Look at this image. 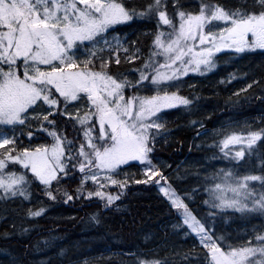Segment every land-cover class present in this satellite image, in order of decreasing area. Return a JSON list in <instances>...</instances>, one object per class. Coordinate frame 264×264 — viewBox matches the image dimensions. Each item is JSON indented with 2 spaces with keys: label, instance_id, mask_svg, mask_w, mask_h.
<instances>
[{
  "label": "snow or ice",
  "instance_id": "1",
  "mask_svg": "<svg viewBox=\"0 0 264 264\" xmlns=\"http://www.w3.org/2000/svg\"><path fill=\"white\" fill-rule=\"evenodd\" d=\"M133 20L153 27L131 40L114 32ZM256 49L264 50V0H0V213L19 199L29 204L24 217L44 214L43 201L32 206L37 183L52 202L98 198L105 208L130 185H154L179 217L166 227L197 240L181 253L184 264L189 256L195 264H264V224L253 225L244 240L216 227L218 212L227 209L264 216V150L258 145L264 120L260 127L229 121L213 129L209 146L228 165L205 173L189 193L178 191L180 174L170 176L157 155L171 131L163 110L192 112L199 98L181 94V79L216 69L222 50ZM233 78L230 73L221 82ZM257 83L259 77L249 80L226 103L250 99L242 94ZM189 123L200 127L197 138L206 131L199 119ZM41 134L51 142L33 144ZM195 192L216 211L198 215L190 207ZM10 227L14 231L0 237L24 236L34 226L16 231L13 220ZM168 244L175 247L162 242L154 255L141 250L130 264H170L168 254L159 255ZM9 255L7 264H23Z\"/></svg>",
  "mask_w": 264,
  "mask_h": 264
},
{
  "label": "trees",
  "instance_id": "2",
  "mask_svg": "<svg viewBox=\"0 0 264 264\" xmlns=\"http://www.w3.org/2000/svg\"><path fill=\"white\" fill-rule=\"evenodd\" d=\"M134 28L135 26L126 24L116 27L115 31H123L131 35ZM146 43L147 41H145ZM238 61L239 70L234 81H226L221 86L217 85L219 78L227 76V70H231V67L222 66L218 69L216 75L210 76L199 83L195 82L196 88L194 86L191 89H187V96L190 99L194 93L199 94V98L194 103L200 104L199 106L203 107L200 113L204 112L203 114L206 115L205 110L209 109L208 111H211L212 109L221 115H224L225 112L236 113L240 111H247L248 114H252L256 106H264V97H255V88L258 85L264 84V52L242 55ZM245 74L247 78H245ZM258 77L260 78V83L253 85L251 89L242 94L247 95L250 99L242 100L239 104L226 103L227 97L235 93L238 88H242L249 80H255ZM189 119V116H183L168 121L167 127L171 131L169 135L161 139L157 150L159 160L169 166L167 173L172 177H175L177 173L180 174L181 178L174 180V185L178 191L184 193L187 190H191L190 192H192L193 188L203 183L202 177L194 174V170L191 168H179L182 165L180 162L186 158L184 154L186 144L183 143L181 148V141L186 137L190 138L196 133L193 127H191ZM205 122L209 123L208 120H205ZM67 131L70 136L73 135L70 126ZM48 140L50 139L41 134L39 139H32L31 142L35 144ZM192 144V151L187 157L193 158L200 155L205 157L207 155V150H198L196 136L193 138ZM210 152L217 153L215 150H211ZM215 158L216 160L221 159L218 154ZM227 165L228 161H225L223 167ZM129 170L122 169V171ZM66 183L69 189H71L76 181ZM108 190L112 192L117 191L115 187ZM33 196L32 206H39L38 201H43L44 204L48 205L45 213L40 217H24V210L29 207V204H21L19 199L7 202L4 207H7L9 211L7 213H0L8 217L7 219H0V233L5 230L13 232L14 229L10 227L13 220H15L17 226L16 231L24 226H34L24 236L14 234L8 238L0 237V253L6 254L8 260L10 259L9 253H14L23 261V264H42V261L43 264H67L69 263V253L72 251V241L75 239L77 240L76 243L81 242L82 246L92 245L94 247L102 244L116 252L118 257L125 254V256L129 255L127 259L135 260L136 256L141 254V250H144L147 256L151 257L154 255L151 251L152 248L162 242L167 243L171 238V229L166 226H170L171 223L179 220L175 210L169 207L168 202L163 198L162 194L154 190L153 185H130L123 195L120 196L119 200L107 208L104 207V203L98 198H81L70 202H65L62 198H58L56 202H52L43 196L42 191L39 190L38 183L34 185ZM204 198L205 196L202 192H195L191 197L194 203H190V207L197 210L198 215H202L206 211H214L203 205L202 201ZM12 208H19V214L12 213ZM92 213H97L95 220L91 219ZM257 217L259 216L256 214H252L251 216H242L235 213L230 215L218 214L217 223L222 222V225H225L229 223L226 221L231 220L238 222L255 221L254 218ZM147 233H152V237L146 241L144 237ZM143 239L145 243H143ZM25 245H27V248ZM5 247H7L8 251H2ZM169 248H171L170 244L166 247H161L159 255L168 253ZM61 249L64 250L63 255L60 254ZM187 259L189 264H195L194 256H189ZM170 264H184V261L182 258L179 260L174 259L173 261L170 260Z\"/></svg>",
  "mask_w": 264,
  "mask_h": 264
},
{
  "label": "rangeland",
  "instance_id": "3",
  "mask_svg": "<svg viewBox=\"0 0 264 264\" xmlns=\"http://www.w3.org/2000/svg\"><path fill=\"white\" fill-rule=\"evenodd\" d=\"M148 23L149 25L147 26ZM126 24L135 26L133 33L131 32V35L130 33L129 34L127 33L128 34L127 40L134 39L138 32H142L143 30H145L144 27L145 28L149 27V29L153 27V23L147 20H133L131 22H127ZM116 27L118 26H114V32L119 33L123 37L126 32L115 31ZM249 51L245 53L236 54L232 50H222L221 53L217 54V68L216 69L212 70L209 73H204V74L188 73L185 77L181 79V82H180L181 94L188 95L186 92L187 89H191L192 86H195V88L197 87V85L194 84L195 82L199 83L200 81L205 80L206 78H209L210 76L216 75L218 72V69L222 66H226L229 68L231 67L230 68L231 70H227V76H225L224 78H227L228 75L231 73L234 75L233 76L234 78L231 80L226 79V81H234V79L237 77L236 72H238L239 70L238 59L241 55L249 53ZM235 65L236 67H232ZM217 84L218 86L222 85L221 79L217 81ZM255 92H256L255 97H264V84H261L260 86L256 87ZM199 105L194 103L193 104L194 110L192 112H187L185 109L180 108V107L163 110V111H164V117L167 121L175 120L183 116H189L190 119L188 121L193 120V119H199L203 129H206V131H204L203 134L197 138V146H198V150H207L208 151L207 155L205 157L201 155L198 157H193V158L187 157L191 153V147H193V144H192L193 138L196 136V133L201 130L199 126H195L191 124V127H193L196 133L192 135L190 138L186 137L183 141H181V148H182L183 143L186 144V151L184 153L186 155V158L181 162L182 165H180L181 163L179 164L180 168H191L192 170H194V174H196L197 176L203 177L205 173H209V172L214 171L215 169L222 168L225 164V161H228L218 152V149L209 146V138H215L213 135V129H217V130L224 129L227 126L229 121L239 126L252 125L253 127H260L262 126L261 121L264 120V113H263L264 107L256 106L254 108L255 111L252 112V114H248L247 111L246 112L240 111L236 113L225 112L224 115H221L218 112L211 110L213 111L212 113L211 111H208L209 110L208 109V110H205L206 115H204L203 114L204 112L200 113L203 107ZM205 120H208L209 123H206ZM50 142L51 141L48 140L42 143H50ZM258 145H259L260 150H264V143L258 142ZM211 150H215L217 153L210 152ZM217 154L221 157V159L216 160L215 157L217 156ZM198 172H199V175L197 174ZM154 190L160 193L156 187H154ZM190 191L191 190H187L185 193H189ZM232 213L241 215V213L233 209H227V210H223L222 212H218V214H226V215H230ZM254 214L259 216L257 218H254L255 221L249 220V221L238 222L236 220H231V221H226L229 223L225 225H222V222H219L216 225L217 230L229 233L232 236H235L238 240L247 239V235L252 234L251 230H252L253 225L264 224V216H261L259 213H254ZM251 215L252 214H250L249 216ZM186 230L187 229L185 228V231ZM170 239L168 240V242L171 241V242H174L175 244V247H173L172 244H170L171 248H169V252L166 253L169 255V258L171 261H173L174 259L176 260L181 259L182 258L181 253L186 252L187 248L190 247L191 249L192 245L197 244V240L194 237V234H189L188 237L180 236L178 238L171 233ZM71 249L72 251L71 253H69V263L67 264H130V262L135 261L134 259H127L129 255L118 257L116 255L117 254L116 252L112 251L111 249H109L108 247H105L102 244H98L97 246L92 247V245L82 246L81 242L73 243L72 241ZM6 260L7 258L5 256L3 257V259L0 258V262H4V264H6L5 263Z\"/></svg>",
  "mask_w": 264,
  "mask_h": 264
},
{
  "label": "bare ground",
  "instance_id": "4",
  "mask_svg": "<svg viewBox=\"0 0 264 264\" xmlns=\"http://www.w3.org/2000/svg\"><path fill=\"white\" fill-rule=\"evenodd\" d=\"M126 25V24H125ZM144 25V24H143ZM147 26H148V24H147ZM141 29V28H140ZM144 29H146L145 27H144ZM259 57V56H258ZM258 59V58H257ZM256 59V60H257ZM259 61V60H258ZM236 66V65H235ZM255 66V65H254ZM233 71V70H232ZM255 71V70H254ZM258 71V70H257ZM237 73V72H236ZM249 73H251V72H249ZM221 76V75H220ZM234 76V75H233ZM220 79V78H219ZM242 83V82H241ZM193 85V84H192ZM203 85V84H202ZM218 85V84H217ZM256 85H258V84H256ZM204 88V87H203ZM198 89V88H197ZM201 89V88H200ZM205 89V88H204ZM256 89V88H255ZM257 91V90H256ZM216 94H218V93H216ZM220 94V93H219ZM232 95V94H231ZM228 98V97H227ZM226 99V98H225ZM254 100V99H253ZM216 102V101H215ZM228 105V104H227ZM262 107H264V106H262ZM208 108V107H207ZM212 110V109H211ZM255 111V110H254ZM213 113V112H212ZM211 114V113H210ZM211 116V115H210ZM261 116V115H260ZM209 117V116H208ZM207 118V117H206ZM256 119V118H255ZM223 121V120H222ZM222 123V122H221ZM246 123V122H245ZM204 125V124H203ZM209 128V127H208ZM263 147V146H262ZM192 151V150H191ZM189 152V151H188ZM196 152V151H195ZM184 159V158H183ZM181 161V160H180ZM181 163V162H180ZM188 163V162H187ZM180 168V167H179ZM135 186V185H134ZM135 190V189H134ZM137 190V189H136ZM134 192V191H133ZM137 193H139V192H137ZM131 195V194H130ZM85 235V234H84ZM83 238H84V236H82ZM78 238V237H77ZM143 238V237H142ZM138 239V238H137ZM143 241H144V239H143ZM142 241V242H143ZM77 242V240L75 239L74 241H73V243H76ZM138 243V242H137ZM143 243H145V241L143 242ZM189 243V242H188ZM139 245V244H138ZM186 245V244H185ZM187 246V245H186ZM152 248V247H151ZM153 249V248H152ZM129 251V250H128ZM125 252V251H124ZM136 252V251H135ZM129 254V253H128ZM125 255V254H124ZM6 257L7 258V260H6V264H7V261H8V257H7V255L6 254H4L3 252L0 254V258H2L3 259V257ZM111 256V255H110ZM128 256V255H127ZM22 257V256H21ZM129 257V256H128ZM105 258V257H104ZM110 258H112V257H110ZM44 260V259H43ZM40 261V260H39ZM42 264H43V261H42Z\"/></svg>",
  "mask_w": 264,
  "mask_h": 264
},
{
  "label": "flooded vegetation",
  "instance_id": "5",
  "mask_svg": "<svg viewBox=\"0 0 264 264\" xmlns=\"http://www.w3.org/2000/svg\"><path fill=\"white\" fill-rule=\"evenodd\" d=\"M259 86V85H258Z\"/></svg>",
  "mask_w": 264,
  "mask_h": 264
}]
</instances>
